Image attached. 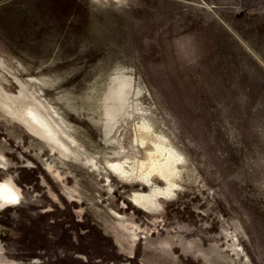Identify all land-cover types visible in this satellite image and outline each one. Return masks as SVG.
<instances>
[{"label": "rangeland", "instance_id": "rangeland-1", "mask_svg": "<svg viewBox=\"0 0 264 264\" xmlns=\"http://www.w3.org/2000/svg\"><path fill=\"white\" fill-rule=\"evenodd\" d=\"M143 119L149 212L108 166ZM0 159V264H264V0H0Z\"/></svg>", "mask_w": 264, "mask_h": 264}, {"label": "bare ground", "instance_id": "bare-ground-1", "mask_svg": "<svg viewBox=\"0 0 264 264\" xmlns=\"http://www.w3.org/2000/svg\"><path fill=\"white\" fill-rule=\"evenodd\" d=\"M12 96L15 97L13 92ZM25 111L26 109H22L23 115L31 123L38 126L54 144L61 146L66 151L67 148L62 144L57 134L52 133L31 112ZM134 126L133 143L138 150L144 149L146 156L144 158L131 157L129 154L121 152L115 159L108 161V166L123 179L135 184L142 183L144 187L149 188L148 191L145 188L135 190L129 198L139 210L149 212L153 211L154 207L161 205L162 199L175 194L179 188L178 179L182 173L180 171L182 157L180 150L166 134L157 133L145 119L134 123Z\"/></svg>", "mask_w": 264, "mask_h": 264}]
</instances>
